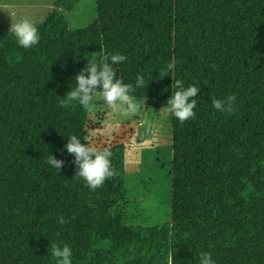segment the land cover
Masks as SVG:
<instances>
[{
    "label": "trees",
    "instance_id": "1",
    "mask_svg": "<svg viewBox=\"0 0 264 264\" xmlns=\"http://www.w3.org/2000/svg\"><path fill=\"white\" fill-rule=\"evenodd\" d=\"M79 2L54 0L31 48L0 31V264H56L51 243L68 245L72 264H168L170 252L173 264H200L201 253L264 264V0H96L97 19L72 30ZM113 54L126 57L113 65L118 79L148 84L136 100L167 102L176 79L200 89L194 118L172 117L163 225L89 227L84 180L61 154L72 135L86 142L92 108L62 107L58 96L88 60ZM229 95L233 115L213 107ZM49 155L65 161L60 172Z\"/></svg>",
    "mask_w": 264,
    "mask_h": 264
},
{
    "label": "rangeland",
    "instance_id": "2",
    "mask_svg": "<svg viewBox=\"0 0 264 264\" xmlns=\"http://www.w3.org/2000/svg\"><path fill=\"white\" fill-rule=\"evenodd\" d=\"M54 9V0H0V31L28 19L41 24ZM72 30L97 19L96 0H80L67 14ZM143 101V100H137ZM166 102L145 101L135 113L112 112L95 98L85 127V141L111 152L116 175L92 191L86 185V221L93 226L127 222L163 225L171 219L172 117L160 108Z\"/></svg>",
    "mask_w": 264,
    "mask_h": 264
},
{
    "label": "clouds",
    "instance_id": "3",
    "mask_svg": "<svg viewBox=\"0 0 264 264\" xmlns=\"http://www.w3.org/2000/svg\"><path fill=\"white\" fill-rule=\"evenodd\" d=\"M9 35L15 37L17 44L23 48H31L38 44L40 36L34 23L28 19H22L13 22L9 26ZM126 57L122 54H113L103 56L100 63L95 59L88 60L87 65L75 76L76 87L69 90L64 98H59V104L67 107L72 102H78L85 110H90L95 98L101 99L112 112L125 111L126 113H135L145 104V100L137 101L131 95L136 88L147 87L142 75L136 77L135 86L125 84L116 77V69L113 65L123 63ZM110 61V62H109ZM178 61L170 60L159 72V77H169L173 72ZM215 68V66H212ZM176 91L167 100L166 105L160 108L165 116L174 117L181 123L194 118L193 111L197 106L196 97L200 89L194 85L185 88L183 82L179 79L173 81L171 88ZM213 107L226 115H233L237 111L236 96L229 95L223 99H214ZM66 151L73 157L71 161L74 169V178L83 179L90 190L103 186L106 180L116 175L111 165V152L105 149H98L92 142H83L75 135L68 138L61 154ZM47 164L52 168L59 170L64 168L65 161L58 160L53 155H49ZM60 224L68 223L63 216L58 218ZM51 256L55 258L56 264H72V250L68 245L61 247L57 243H51ZM175 253L170 252L168 264H173ZM200 264H214L210 253L200 254Z\"/></svg>",
    "mask_w": 264,
    "mask_h": 264
}]
</instances>
